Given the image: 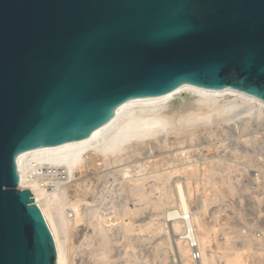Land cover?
I'll return each instance as SVG.
<instances>
[{"label": "water", "instance_id": "obj_1", "mask_svg": "<svg viewBox=\"0 0 264 264\" xmlns=\"http://www.w3.org/2000/svg\"><path fill=\"white\" fill-rule=\"evenodd\" d=\"M183 83L264 99V0H0V264H56L21 153Z\"/></svg>", "mask_w": 264, "mask_h": 264}, {"label": "bare ground", "instance_id": "obj_2", "mask_svg": "<svg viewBox=\"0 0 264 264\" xmlns=\"http://www.w3.org/2000/svg\"><path fill=\"white\" fill-rule=\"evenodd\" d=\"M263 110L264 99L241 90L232 87L205 88L183 83L159 97L133 98L125 101L99 129L86 138L21 153L18 156L21 177L19 187L30 189L43 211L56 243V264H69L71 239L80 221L92 227L93 234L83 235L85 237L76 248H88L86 250H90L89 255L93 261L95 260V264L99 261L101 264H110L114 256L112 254L114 244L120 240L118 235L128 241L127 247L135 250V241L141 244L138 243L141 242L138 241L141 239L140 235L135 234L145 233L148 229L151 234L158 233V236L164 231L167 236L159 237L163 240L165 237L163 243L168 241H166L168 236L176 237L174 240L184 264H220V261L221 264H245V254L250 249L254 250L257 256L255 264H262L264 238L257 239L255 232L247 231L242 234L243 241L240 247L218 242L212 236L215 226L204 216L207 214V205L213 201L212 195L204 194V205L195 211L190 206L189 198L193 191L200 189V184L206 192L207 185L213 182L205 174L201 177L204 182L199 179L202 173L198 163H193L191 155V147L195 145L196 140L199 137L203 140L201 138L203 134L215 136L220 121L228 122L245 115L244 120L247 122V118L253 113L259 115ZM206 143L201 147L208 148L210 143ZM171 145H175L173 149L175 154L165 162L170 165L164 167L165 169H161V164L165 160L163 163L156 162L161 167L153 165L154 168H151L152 163L150 164L148 160L145 162L137 160L138 155L144 151L152 155L155 148L162 149L172 147ZM246 149L249 148L246 146ZM175 156H182L181 160L187 162L178 168L176 161L172 162ZM134 157L137 158V163L135 165L128 163ZM221 159L222 157L218 158V163L224 167H220L218 174L225 180L229 174L224 165L225 161ZM94 168L103 169V174L101 176L99 174L93 199L89 201L86 199L87 196L80 198L87 192V188L85 180L79 181L81 179L79 174ZM181 174L184 180L179 177ZM110 175L113 177L112 180L109 178ZM257 175H260V172ZM150 179L154 180V183L151 182V188L149 186L151 190L146 187ZM102 181L104 185L98 190V185ZM230 186L234 188L233 185ZM72 187L75 194L80 196L76 202L72 201L70 193ZM155 190L160 194L152 197ZM109 194L111 198L107 205L103 202L107 200ZM131 197L135 202L134 208L129 205ZM148 207L154 212L152 216L149 214L151 219L147 221L141 216ZM159 217H162V220L158 219ZM189 224L195 226L201 253L200 261L193 258V250L187 239ZM253 237L258 240V247L253 246L255 241ZM223 244L225 245L222 246ZM157 249L160 251V248ZM81 250V253L86 251ZM153 251L154 254L157 252L156 249ZM116 252L115 256L118 254V251ZM132 253L127 252V261H122L131 264L139 261Z\"/></svg>", "mask_w": 264, "mask_h": 264}, {"label": "rangeland", "instance_id": "obj_3", "mask_svg": "<svg viewBox=\"0 0 264 264\" xmlns=\"http://www.w3.org/2000/svg\"><path fill=\"white\" fill-rule=\"evenodd\" d=\"M262 112H260L259 115L257 114L254 115L253 113L252 115L253 117L252 116L248 117L247 122L244 120L245 115H240L234 118L233 120H229L228 122L220 121L218 124L219 126L218 133L215 136H208L203 134L201 138L204 141L201 140L199 137L196 140L195 145L191 147L192 148L191 155L193 156L192 158L193 163H198L199 169L202 173L199 178L200 181L204 182V180L201 177L205 174L208 178L212 179L213 185H211L212 183L208 184L209 185V186L207 185L208 190L205 192V190L202 187L203 185L200 184V189L197 191H193L192 196L189 198L190 206L192 210L194 211L198 210L204 205V194L208 193L212 195L213 201L207 205V212H206L207 214L204 215L205 219L207 218V220L209 222H212L213 225L215 226V230L212 236H214L218 242L220 243L224 242L225 244L228 243L229 246L232 247L242 246L241 245V242L243 241L242 234L247 231H249L248 233L255 232L256 235L258 236L257 239L264 238V110ZM206 142L210 143L209 144L210 146L208 148L207 147L202 148L201 146L203 144L206 145L207 144ZM198 144L199 146H196ZM171 146L172 147H164L162 149H159L160 147L155 148L154 149L155 153H151L152 155L147 154L145 153L146 151H144V153H142L140 156L138 155V159L134 157L131 160H129L128 163L135 165L137 163V160L138 162H145L148 160V162L150 161L149 162L150 164L152 163L151 168H154L153 165L155 166L160 165V164H156V162L159 161V163L161 162L163 163V161L165 160L163 163L164 165L161 164L162 167L159 166L161 167V169H165L166 166L167 167L170 166L167 165V163L165 162L169 161V159L172 158L171 156L175 154L173 150L175 145H171ZM246 146L250 150L246 149ZM220 157H222L221 159L222 161H225L224 165L227 169V173L229 174L228 178L225 180H223L221 175L218 174L219 169L221 167V164L218 163V158ZM181 158L182 156H178V157L175 156L173 157L172 160V162L176 161V163L178 164V168L182 167L185 164V162H187L185 160H181ZM102 170L103 169L94 168L92 170H88L84 174H79V176L81 177L79 181L85 180L86 188H87L86 189L87 192L81 197L79 196L80 198L87 196L86 199H88L89 201L93 199L94 190L96 187L95 184H97L99 177L103 174ZM99 171L100 172L102 171V173H100ZM258 171L260 172V175H257V173H259ZM179 177L182 180H184L182 174ZM250 177L253 180L251 179L249 180ZM109 178L111 180L113 179L111 175L109 176ZM151 182L154 183V180L150 179L146 183V187L148 189L151 188ZM101 183H100L101 185L99 184L100 186L98 185V190L101 189L104 185L103 181ZM230 185H233L234 188H232ZM72 188L70 189L72 201L76 202L80 198L75 194L74 191L75 189ZM87 193L88 195H86ZM159 194H160L159 191L155 190V192L152 193L153 195L152 197H154L155 195H156L155 197H157V195ZM108 196H107V200L103 202V203H107V205H109L107 201H109L111 198L110 194ZM130 199L131 200H129V205L132 208H134L135 202L133 201L132 197ZM103 203L101 206H103ZM153 212H154L153 209H151V207H148L147 209L144 210V213L142 214L141 217L145 218L148 221L151 219L150 217L152 216ZM149 214L151 216H149ZM161 218L162 217H159L158 219ZM142 233L135 234V235H140L141 237V239L138 240L141 242L138 243L141 244L143 243L141 245V244H137L135 241V247H136L135 250H132L131 248L127 247L128 241L123 239L122 236L118 235L120 237V240L118 241V243L114 244V251L112 252L114 256H115L114 252L117 253L116 251H118V254H116L115 257L113 256V258H111L110 264H122V263L131 264L122 261V260L127 261L128 259L127 252L131 253V251L133 252L132 254H135L138 257L139 261L143 260V262L142 261L139 262L137 260L138 262L136 261L135 264L137 263L138 264H184L185 263L182 260L181 256L179 255L180 252L178 251L179 250L178 245L176 243V240H174L176 237L173 238L174 236H170V237L168 236L166 237V241L167 240L168 241L166 243H163V241H165V237L163 236L164 240L163 238L161 239L159 237L161 235L167 236L164 231L160 232L159 236L157 235L158 233L151 234L149 229L146 230L145 233L144 232ZM86 234L88 235L93 234V228L84 225L80 221L79 223H77V228L74 229L73 238L71 239V245L69 251V264H95V260L93 261V259L89 255L90 250L89 251L86 250L88 248L86 247L76 248L77 244H79L80 241L85 237L83 235ZM154 235L157 236L155 237ZM142 238H144L146 241H144V239ZM254 238L255 237H253V239ZM160 239L162 240L161 247L159 245ZM150 241L152 243H150ZM154 243L156 245L155 247H154ZM225 244H223L222 246H224ZM253 244H254L253 246L258 247L259 246L258 240H255ZM119 245L125 247L121 248L119 247ZM137 246H139L140 248ZM115 247L119 250H116ZM137 248L139 249L137 250ZM157 248H160V251ZM81 249L86 251L83 252ZM130 249L131 251H129ZM152 249L153 250L156 249V251L158 250L159 253L157 251L154 254V251ZM80 250L82 251V253L80 252ZM216 250L222 251L219 248H216ZM77 252L79 254H77ZM120 252L122 253L119 254ZM245 255H246L245 264H255L254 261H256L257 256H255L254 250L250 249L248 253H246ZM261 255L264 256L263 254ZM262 256L259 255L260 258ZM221 262L222 261H220V264ZM261 262L262 264H264V258L262 259ZM98 264H101V261H99Z\"/></svg>", "mask_w": 264, "mask_h": 264}, {"label": "built area", "instance_id": "obj_4", "mask_svg": "<svg viewBox=\"0 0 264 264\" xmlns=\"http://www.w3.org/2000/svg\"><path fill=\"white\" fill-rule=\"evenodd\" d=\"M189 219V217L187 218ZM195 226L193 224H189L187 227V239L191 244V248L193 250V258L195 260H199L201 259V253H200V249H199V243L197 241V237L195 234Z\"/></svg>", "mask_w": 264, "mask_h": 264}]
</instances>
